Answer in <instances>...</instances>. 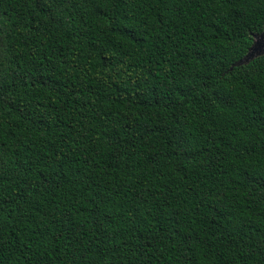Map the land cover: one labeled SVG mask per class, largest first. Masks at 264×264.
<instances>
[{"label": "trees", "instance_id": "16d2710c", "mask_svg": "<svg viewBox=\"0 0 264 264\" xmlns=\"http://www.w3.org/2000/svg\"><path fill=\"white\" fill-rule=\"evenodd\" d=\"M264 0H0V264H264Z\"/></svg>", "mask_w": 264, "mask_h": 264}, {"label": "water", "instance_id": "95a60500", "mask_svg": "<svg viewBox=\"0 0 264 264\" xmlns=\"http://www.w3.org/2000/svg\"><path fill=\"white\" fill-rule=\"evenodd\" d=\"M254 41L251 47L249 48L247 54L243 56L241 59H239L237 62H235L231 66V70L235 66H241L250 63L257 57L263 56L264 55V29L260 33H255L253 35Z\"/></svg>", "mask_w": 264, "mask_h": 264}]
</instances>
